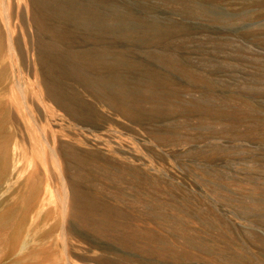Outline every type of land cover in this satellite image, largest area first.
<instances>
[{"label": "rangeland", "instance_id": "rangeland-1", "mask_svg": "<svg viewBox=\"0 0 264 264\" xmlns=\"http://www.w3.org/2000/svg\"><path fill=\"white\" fill-rule=\"evenodd\" d=\"M0 13L22 90L12 170L38 163L65 264H264V0H0Z\"/></svg>", "mask_w": 264, "mask_h": 264}, {"label": "bare ground", "instance_id": "bare-ground-1", "mask_svg": "<svg viewBox=\"0 0 264 264\" xmlns=\"http://www.w3.org/2000/svg\"><path fill=\"white\" fill-rule=\"evenodd\" d=\"M18 8L19 6H17V9ZM6 38L7 35L5 37L0 25V264H65L64 254L58 250L55 245L49 244L50 242L48 241V239L57 232V224H52V227L46 230L42 228L43 224L52 218L56 209L49 208L43 213L44 208L47 207H45L47 202L45 203L46 197H41L44 189V180L38 163L29 160V163L27 162L29 169L25 167V165L20 168L19 165H17L12 170V163L10 161L11 148H18L19 142L15 138L16 136L14 133L9 130L8 125L10 122L15 121L13 114L14 108L16 107L18 112L21 109L22 90L16 81L10 80L9 69L6 62V57L9 53L6 47ZM30 126L31 130L34 129L32 125ZM31 156H33L35 160L36 156L33 153H31ZM26 172H28V174H26V177L24 176V183H22L21 187L19 186V189H17L18 187L16 190L11 188L5 189V183L10 182L13 178H21ZM3 195H6L5 199L1 200ZM51 198L48 196V199L51 200ZM75 204L79 205L78 202ZM260 205L264 207L261 203ZM32 214L41 217L40 224L34 229H31L29 223V217ZM28 231H33L34 240H31L33 245L31 246L30 244V248L28 247L27 249L28 252L23 254V240L27 237L26 234L29 233ZM204 249L206 248H203V250ZM201 253H204V251Z\"/></svg>", "mask_w": 264, "mask_h": 264}]
</instances>
